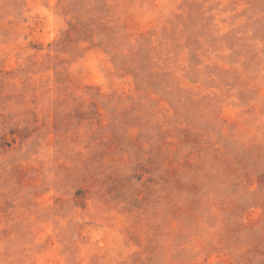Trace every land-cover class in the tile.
<instances>
[{
    "label": "rangeland",
    "instance_id": "1",
    "mask_svg": "<svg viewBox=\"0 0 264 264\" xmlns=\"http://www.w3.org/2000/svg\"><path fill=\"white\" fill-rule=\"evenodd\" d=\"M0 264H264V0H0Z\"/></svg>",
    "mask_w": 264,
    "mask_h": 264
}]
</instances>
